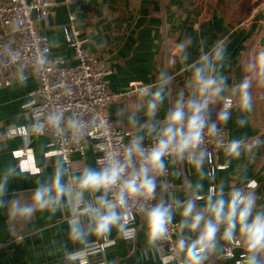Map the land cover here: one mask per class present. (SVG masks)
<instances>
[{
    "label": "crops",
    "instance_id": "1",
    "mask_svg": "<svg viewBox=\"0 0 264 264\" xmlns=\"http://www.w3.org/2000/svg\"><path fill=\"white\" fill-rule=\"evenodd\" d=\"M59 4L50 14L51 28L46 32L51 41V57L75 62L74 50L69 45L68 29L70 14L76 15V25L84 46L106 62L112 71L107 86L115 93H125L134 82L140 89L130 98L114 101L109 107L111 119L118 125L134 132L135 137L157 134L162 121L171 111L179 94L191 90L186 86L188 73L180 74L179 63L169 64L174 43L188 36L193 44L189 63L196 57L199 42L205 50L216 39L224 38L228 44L226 59L220 72L232 87L240 82L249 62L264 51V16L261 7L264 0H51ZM167 67L174 79L164 88L157 111L151 118L146 116V105L156 91L154 84L162 68ZM36 87L31 73L8 88L0 90V136L13 127L29 128L33 120L27 112L29 94ZM149 90L144 91L145 88ZM253 111H231L227 125L232 139H242L244 147L238 159H230L224 151L219 154L220 168L214 178L208 176V162L204 155L199 170L183 160L168 164L166 178L156 180L157 202H173L172 218L180 225V213L191 200L194 213L202 211L209 189L223 188L225 198L233 187H244L247 180L257 182L254 189L256 209L264 211V85L253 83ZM247 124L239 127L238 119ZM133 120L135 123H133ZM151 130V131H150ZM261 141L255 144L254 141ZM25 140L12 136L0 142V184L5 190L0 194V264H161L160 252L147 243L145 220L141 219L132 238H125L116 228L107 235L113 245L100 253L95 248L102 240L92 234L93 225L86 214L79 215L80 228L86 236L74 241L69 233V221L77 217L78 210L62 200L55 213L36 211L29 217H21L16 207L32 202L37 187L50 185L57 168L64 175L62 183L77 178L85 168L99 171L92 142H88L84 155L72 156V170L68 173L54 154L52 140L48 136H31L28 143L30 157L22 160L17 153ZM251 145L249 148L248 146ZM200 187H197V186ZM247 191V189H246ZM103 195L84 193V206H95L96 198ZM215 199V197H213ZM119 211V210H117ZM190 222V218H189ZM223 226L217 233L216 250L207 255L206 264H234L241 260L243 246L234 249V258L225 259L226 244L220 238ZM198 233L187 228L179 232L187 243ZM21 238L17 240V238ZM239 238V237H237Z\"/></svg>",
    "mask_w": 264,
    "mask_h": 264
},
{
    "label": "clouds",
    "instance_id": "2",
    "mask_svg": "<svg viewBox=\"0 0 264 264\" xmlns=\"http://www.w3.org/2000/svg\"><path fill=\"white\" fill-rule=\"evenodd\" d=\"M192 44L191 36L176 41L171 49L169 64L179 63L180 74H189L185 83L187 87L194 89V98L185 101L183 94H179L172 110L164 116L159 139L150 150L145 151L141 144L143 138L137 137L127 148L124 162L109 154L111 158L104 168L99 171L85 168L79 177L70 178L67 184L61 182L64 172L57 168L51 184L37 187L32 202L22 207L17 205L16 213L29 218L36 211L48 210L55 213L62 200H67L70 207L78 210L77 218L69 221L71 229L69 235L74 241H80L85 237L87 243L85 233L75 226L79 223L78 216L81 214L89 216L93 225L91 232L99 238H105L113 228L129 237L134 234L135 229L127 227L130 222L129 214L125 210L127 199L153 198L157 187L156 176L163 174L166 156L182 160L187 154V163L199 170L205 153L203 150L199 152L197 150L206 134L205 128L207 127L208 135L214 136L217 132V123H208L209 106L220 104L217 121L227 125L233 108L241 113L253 111L251 92L253 83L258 86L264 85V51L256 55L254 61L246 66L245 71L249 75L229 87L227 77L220 72L228 50L226 40L216 39L207 46V50L204 42H199L196 57L189 63L191 53L187 49ZM40 62L43 63L42 58ZM172 79L174 76L168 73L167 67L162 68L157 81L154 82L156 91L152 93V98L146 105L147 117L155 115L163 90ZM148 90L147 87L144 89L145 92ZM60 121V116L49 117V122L54 126L58 127ZM236 124L244 127L247 120L238 119ZM254 143L258 145L261 141L256 140ZM243 147L242 139H232L223 146L224 154L230 159H238ZM133 156L139 159V168L121 183L125 171L132 164ZM257 186L255 180L249 179L244 187H233L227 198L222 187L219 190L210 188L206 199L202 196L197 197L204 199L205 203L203 210L195 213L194 203L191 200L185 203L180 213V231L183 232L187 228L190 232L198 234L187 244L184 239L178 240L177 247L184 253V264H203L207 255L216 250L217 233L220 232L221 226L223 233L220 238L226 245L243 246L241 261L238 264H264V211H254L256 209L254 189ZM114 187L118 188L114 199H106ZM4 190L5 185L0 184V194ZM86 192L90 194L102 192L103 195L96 198L95 206L88 204L81 210L80 205ZM118 209L121 211H117ZM144 220L147 243L154 245L168 232V226L172 222L171 206L166 207L163 201L156 203L145 210Z\"/></svg>",
    "mask_w": 264,
    "mask_h": 264
},
{
    "label": "built area",
    "instance_id": "3",
    "mask_svg": "<svg viewBox=\"0 0 264 264\" xmlns=\"http://www.w3.org/2000/svg\"><path fill=\"white\" fill-rule=\"evenodd\" d=\"M57 6L59 4L51 0H0V90L23 81L27 73H31L36 81V87L29 94L27 105V112L33 120L32 126L30 129L8 128L4 136H0V142L12 136L22 137L25 144L17 156L26 160L30 157V137L48 136L52 140L54 154L68 173L72 170V156L84 155L88 142H92L98 155L96 163L100 169L108 164L111 158L109 154L124 162L125 152L136 137L134 132L111 119L109 107L118 99L134 97L140 89L132 82L125 93L109 90L107 78L112 71L105 61L85 48L77 29L75 14H70L68 29L69 45L74 50L78 64L67 68L65 66L70 62L63 58H52L51 41L46 32L51 28L50 10ZM41 58L43 63L40 62ZM193 92L194 89H191L185 93L184 100L194 98ZM219 108V103L209 106L208 123L216 122L217 132L214 136L208 135L206 127L203 142L197 150L204 151L208 162V176L211 178L216 176L220 168L219 154L224 151L223 146L232 140L228 128L217 121ZM53 115L61 117L58 127L49 122V117ZM158 139L159 133L146 136L141 142L142 148L145 151L150 150ZM173 160V157L164 158V172L157 175L156 180L168 176V164ZM182 160L191 165L187 163V154ZM139 165V159L133 156L132 164L125 171L121 183L138 169ZM117 191L118 188L114 187L106 199L113 200ZM157 201V190L152 199H127L125 210L130 219L127 227L136 229L139 221L144 219L145 210L154 206ZM165 206H171L172 210L177 208V205L170 201ZM79 224L80 220L75 226ZM179 232L180 225L172 218L165 237L154 244L160 252L161 264H184V253L177 247L178 240L184 239L179 236ZM134 234L130 237L124 234L123 236L132 238ZM185 242L187 244L186 240ZM112 245L113 241L106 236L95 248L104 253ZM3 246L0 243V248ZM235 247L237 246L234 244L227 245L223 257L233 259Z\"/></svg>",
    "mask_w": 264,
    "mask_h": 264
},
{
    "label": "water",
    "instance_id": "4",
    "mask_svg": "<svg viewBox=\"0 0 264 264\" xmlns=\"http://www.w3.org/2000/svg\"><path fill=\"white\" fill-rule=\"evenodd\" d=\"M261 12H262V14H263V16H264V5L261 7ZM261 45L262 46H264V37L261 39ZM78 64V62H73V63H70V64H68L67 66H65V67H67V68H71V67H74V66H76Z\"/></svg>",
    "mask_w": 264,
    "mask_h": 264
}]
</instances>
